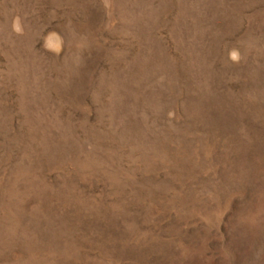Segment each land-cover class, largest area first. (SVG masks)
Returning a JSON list of instances; mask_svg holds the SVG:
<instances>
[{"label": "rangeland", "instance_id": "1", "mask_svg": "<svg viewBox=\"0 0 264 264\" xmlns=\"http://www.w3.org/2000/svg\"><path fill=\"white\" fill-rule=\"evenodd\" d=\"M0 264H264V0H0Z\"/></svg>", "mask_w": 264, "mask_h": 264}]
</instances>
